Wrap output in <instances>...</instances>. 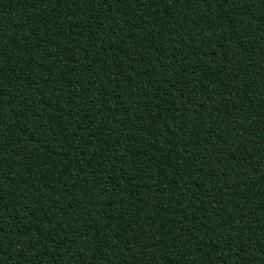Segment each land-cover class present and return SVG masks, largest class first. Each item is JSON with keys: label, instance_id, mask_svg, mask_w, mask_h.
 I'll list each match as a JSON object with an SVG mask.
<instances>
[{"label": "trees", "instance_id": "16d2710c", "mask_svg": "<svg viewBox=\"0 0 264 264\" xmlns=\"http://www.w3.org/2000/svg\"><path fill=\"white\" fill-rule=\"evenodd\" d=\"M0 264H264V0H0Z\"/></svg>", "mask_w": 264, "mask_h": 264}]
</instances>
